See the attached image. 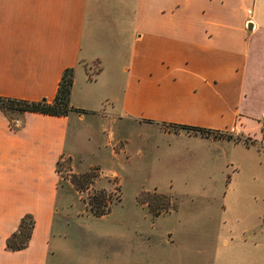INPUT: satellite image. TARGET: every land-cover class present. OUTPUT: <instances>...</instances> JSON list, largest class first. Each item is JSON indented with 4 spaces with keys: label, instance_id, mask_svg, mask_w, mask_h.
Masks as SVG:
<instances>
[{
    "label": "crops",
    "instance_id": "0c3cea01",
    "mask_svg": "<svg viewBox=\"0 0 264 264\" xmlns=\"http://www.w3.org/2000/svg\"><path fill=\"white\" fill-rule=\"evenodd\" d=\"M68 68L70 104L80 112L11 118L0 109V264H48L56 165L73 160L66 151L71 114L87 118L88 128L118 123L123 151L130 128L142 143L154 145L159 135L180 162H227L223 145L264 147V0H0V97L51 101ZM146 193L136 199L152 215L170 213L167 197ZM24 215L33 220L28 241L8 250L5 240ZM218 229L222 245L229 237L249 264L257 260L264 213L225 216L214 236ZM166 246L159 264L185 259ZM187 247L194 255L186 259L200 252L205 262L216 259L213 242ZM120 250L127 256L115 255ZM129 251L113 245L111 264H124Z\"/></svg>",
    "mask_w": 264,
    "mask_h": 264
},
{
    "label": "rangeland",
    "instance_id": "374dc122",
    "mask_svg": "<svg viewBox=\"0 0 264 264\" xmlns=\"http://www.w3.org/2000/svg\"><path fill=\"white\" fill-rule=\"evenodd\" d=\"M7 114L14 116L13 111ZM75 115H70L66 142L73 160L63 158L56 165L60 181L48 264H111L113 245L129 247L124 264H159L169 244L185 256L179 264H249L234 241L223 236L228 241L224 246L219 229L217 236L213 232L225 216L230 222L239 213H264V147L223 145L227 162L223 156L209 163L180 162L159 135L154 145L153 140L142 143L136 137L138 129L130 128L131 141L123 151L116 144L121 137L118 123L112 129L101 125L104 122L88 128L87 118L81 122ZM110 129L113 139L108 136ZM143 190L145 195L156 192L167 197L173 207L170 213L152 215L136 199ZM97 192L107 200L101 201L103 209L110 205L103 216L92 214L98 209ZM117 196L120 201L114 199ZM62 229L64 234L59 235ZM210 242L217 247L215 260L205 262V252L198 254V260L186 259V254L194 255L187 246ZM251 264H264V236Z\"/></svg>",
    "mask_w": 264,
    "mask_h": 264
},
{
    "label": "trees",
    "instance_id": "16d2710c",
    "mask_svg": "<svg viewBox=\"0 0 264 264\" xmlns=\"http://www.w3.org/2000/svg\"><path fill=\"white\" fill-rule=\"evenodd\" d=\"M72 70L70 68L65 69L58 82L56 93L51 101L46 99H41L38 101H28L23 99L0 97V109L4 112H37L41 114H48L54 116H65L71 111L80 112V110L74 108L70 104V89L72 86ZM196 130V129H193ZM201 133H205L204 130L197 129ZM245 139L244 141H246ZM58 163V162H57ZM95 200L97 201L96 208H98L94 213L95 216H101L108 212V209L104 210L101 201H106L104 195L101 192H97ZM100 197V198H99ZM99 198V199H98ZM94 200V201H95ZM33 226V220L30 215H24L18 228L11 233L5 240V246L8 250H17L23 248L30 236L31 229Z\"/></svg>",
    "mask_w": 264,
    "mask_h": 264
},
{
    "label": "built area",
    "instance_id": "2783aa9c",
    "mask_svg": "<svg viewBox=\"0 0 264 264\" xmlns=\"http://www.w3.org/2000/svg\"><path fill=\"white\" fill-rule=\"evenodd\" d=\"M258 127L261 135L264 137V120L259 121ZM230 133H232V130H230L228 134Z\"/></svg>",
    "mask_w": 264,
    "mask_h": 264
}]
</instances>
